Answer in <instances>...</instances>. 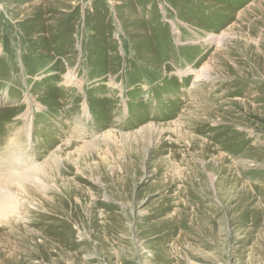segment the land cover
Returning <instances> with one entry per match:
<instances>
[{
	"label": "rangeland",
	"instance_id": "obj_1",
	"mask_svg": "<svg viewBox=\"0 0 264 264\" xmlns=\"http://www.w3.org/2000/svg\"><path fill=\"white\" fill-rule=\"evenodd\" d=\"M6 142L0 264H264V0H0Z\"/></svg>",
	"mask_w": 264,
	"mask_h": 264
},
{
	"label": "bare ground",
	"instance_id": "obj_2",
	"mask_svg": "<svg viewBox=\"0 0 264 264\" xmlns=\"http://www.w3.org/2000/svg\"><path fill=\"white\" fill-rule=\"evenodd\" d=\"M207 100V99H206ZM210 102H213V101H209L208 102V100L207 101H205V103L207 104V103H209L210 104ZM34 103V102H33ZM216 104V103H215ZM214 104V105H215ZM38 110L40 109L39 107L37 108ZM216 110V109H215ZM82 112L83 113H87V106L85 105V104H83V106H82ZM199 112V114L202 112V111H198ZM203 113V112H202ZM212 114H214L213 112L211 113V115ZM210 115V114H209ZM215 115V114H214ZM213 115V116H214ZM190 117V116H189ZM188 117V118H189ZM201 117V116H200ZM200 117H198V118H200ZM29 118V116L27 115V119ZM196 119L197 121L199 120V119ZM209 118V117H208ZM210 118H212L211 116H210ZM185 120V119H184ZM188 120V119H187ZM192 120V119H191ZM196 120H194V121H196ZM203 120H205V119H203ZM30 122V121H29ZM195 124H197V123H195ZM185 125V124H184ZM207 125V124H206ZM197 126V125H196ZM193 127V126H192ZM203 126H201V127H199V126H197V127H194L195 128V130H197V131H200L201 133L204 131V128H202ZM209 128V127H208ZM27 130H28V132H29V137L31 138V133H30V131H31V125H29L28 124V126H27ZM19 131H21V130H19ZM207 131V130H206ZM162 134V133H161ZM21 135V134H20ZM19 135V133H17V136H20ZM160 135V134H159ZM175 135V134H174ZM187 135V134H186ZM157 136V135H156ZM16 137V136H15ZM163 137V136H162ZM184 137V136H183ZM147 138V137H146ZM187 138V137H186ZM185 138V139H186ZM156 139H157V137H156ZM194 139V143H199L200 142V140L198 139V138H193ZM183 140V139H182ZM20 141V140H19ZM18 141V142H19ZM116 141V140H115ZM122 141V140H121ZM121 141H119V142H121ZM157 141V140H156ZM162 141V140H161ZM164 141V140H163ZM122 142H124V141H122ZM109 144H110V142H108ZM138 143V142H137ZM146 143V142H145ZM158 143V142H157ZM165 143V142H164ZM167 143V142H166ZM192 143V142H191ZM14 144H18L17 142L15 143H13V144H8L7 142L6 143H4V144H2L1 145V147H0V156H1V159H0V174H2L1 176H0V224H4V225H7V227L9 228V229H11L12 227H13V231L15 230V227L16 226H14V224H13V222H11V219H9L14 213H15V211H16V209H17V207H18V202L15 200V198H14V195H12L11 194V191H10V187L12 186V185H15L16 187H21V186H27V185H29L31 182H32V180H36V181H40L41 182V179H40V176H39V174L40 175H42V176H47V177H49V174L50 175H52V176H55V175H57L55 172L57 171V166H56V164H57V159H56V157H53V159H51V161L49 162L50 163V165L48 166V167H34V168H32V169H30V168H27V169H24V167L22 166V165H20L19 163H17V164H15V165H10V164H8L9 162H11L12 160H14V162H17V160L18 159H12L11 157H10V155H11V153H10V151L11 150H13L14 148H15V145ZM113 144V143H112ZM118 144V143H117ZM116 143L115 144H113V146H109L108 144H106V142L104 143H101V145H100V148L97 150V153L95 154V156H94V158H96V156H98V160L100 161V166L101 165H103V168H105L106 166H107V159H106V157H103V155H104V152L107 150V149H109V151H111V153H112V155H111V153H110V155H111V157H114L113 158V162H119V165L121 164L120 162H122V161H120V151H119V148L116 146L117 145ZM121 144V143H120ZM160 144V143H159ZM207 144V143H206ZM147 145V144H146ZM146 145H145V147H146ZM164 145V144H163ZM191 145V148L192 147H194V144H190ZM196 145V144H195ZM200 145V144H199ZM214 144L213 143H211V146H213ZM19 147L20 146H23V142L21 141V143H19V145H18ZM139 146H140V144H139ZM167 146H169V145H167ZM24 147V146H23ZM121 148L123 147V146H120ZM133 147H138V144L137 145H134ZM172 147V146H171ZM107 148V149H106ZM162 148V147H161ZM200 148V147H199ZM19 149V148H18ZM124 148H122L121 150H123ZM145 150V149H144ZM155 150V149H154ZM177 150V149H176ZM197 150V149H196ZM204 150V149H203ZM156 151V150H155ZM163 151V150H162ZM166 151H168V150H166ZM165 151V152H166ZM174 151V150H173ZM179 151V150H178ZM215 151H216V149H210V154L209 155H211L212 153L214 154L215 153ZM129 152H131V150H129ZM157 152H160V151H157ZM187 152V151H186ZM195 151H193V152H191V153H194ZM199 152V151H198ZM107 153V152H106ZM124 153V152H123ZM153 153H154V151H153ZM173 153H175V152H173ZM201 153V152H200ZM206 153V152H205ZM202 154V153H201ZM200 154V155H201ZM109 155V156H110ZM132 155V154H131ZM178 155V154H177ZM123 156V155H122ZM80 157V156H79ZM110 157V158H111ZM167 157V156H166ZM177 157V156H176ZM211 157V156H210ZM72 157L70 156V158L69 159H71ZM93 158V157H92ZM100 158V159H99ZM128 158V157H127ZM132 158V157H131ZM173 158V157H172ZM199 158V157H198ZM201 159H202V157H200ZM10 159H11V161H10ZM79 159V158H78ZM109 159V158H108ZM137 159V158H136ZM204 159V158H203ZM32 160V159H31ZM178 160V159H177ZM207 160H208V158H207ZM174 161V160H173ZM176 161V160H175ZM83 162V161H82ZM87 162V161H86ZM166 162V161H165ZM203 162V161H202ZM201 162V163H202ZM72 164H73V162H71ZM110 163V162H109ZM124 163V162H123ZM128 163V162H127ZM176 163V162H175ZM209 163V162H208ZM129 164V163H128ZM134 164V163H133ZM202 164H204V163H202ZM201 164V165H202ZM75 165V164H74ZM113 165V164H112ZM167 165H170V164H167ZM194 165V164H193ZM117 166V165H116ZM136 166V165H135ZM135 166H132V167H135ZM69 167V166H68ZM102 167V166H101ZM120 167V166H119ZM174 167V166H173ZM207 167V166H206ZM111 168V167H110ZM118 168V167H117ZM14 169H22V172L21 173H18V172H14ZM112 169V168H111ZM166 168H164V170H165ZM193 169V168H192ZM196 169V168H195ZM19 170V171H20ZM102 170V169H101ZM167 170V169H166ZM71 171V170H70ZM70 171H68V172H64V173H62V174H70ZM161 171V170H160ZM159 171V172H160ZM199 171V170H198ZM72 172H73V169H72ZM103 173H104V171H102ZM108 172V171H107ZM184 172V171H183ZM101 173V172H100ZM102 173V174H103ZM170 173V172H169ZM105 174V173H104ZM118 174H120V173H118ZM125 174V173H124ZM129 174V173H128ZM36 176V177H35ZM104 176H106V175H104ZM4 177V178H3ZM34 177H35V179H34ZM67 177V176H66ZM46 177H44V179H45ZM43 179V178H42ZM47 179V178H46ZM227 185V184H226ZM228 186V185H227ZM15 188V187H14ZM230 189H232V188H230ZM20 190V189H19ZM231 191V190H230ZM19 192V191H18ZM28 192H29V190H28ZM230 195V194H229ZM232 197V196H231ZM230 201V200H229ZM231 203H232V201H231ZM233 205V204H232ZM15 215H18V217L16 218L17 220H19V221H22L23 220V217H21V215H20V213L18 212V213H15ZM108 218V217H107ZM230 220V219H229ZM23 225V224H22ZM22 225H21V227H22ZM25 227H27V226H25ZM5 253H7V252H5Z\"/></svg>",
	"mask_w": 264,
	"mask_h": 264
}]
</instances>
